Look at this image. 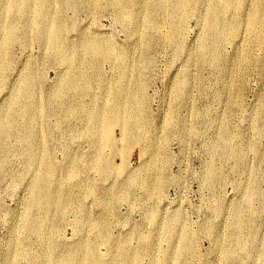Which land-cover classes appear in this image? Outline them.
<instances>
[{
  "label": "rangeland",
  "instance_id": "rangeland-1",
  "mask_svg": "<svg viewBox=\"0 0 264 264\" xmlns=\"http://www.w3.org/2000/svg\"><path fill=\"white\" fill-rule=\"evenodd\" d=\"M39 1L0 0V264H264V31L244 22L264 0H214L217 40L213 0H46L65 43L114 51L96 63L57 58ZM116 99L141 102L134 134L92 139L86 110Z\"/></svg>",
  "mask_w": 264,
  "mask_h": 264
},
{
  "label": "bare ground",
  "instance_id": "bare-ground-1",
  "mask_svg": "<svg viewBox=\"0 0 264 264\" xmlns=\"http://www.w3.org/2000/svg\"><path fill=\"white\" fill-rule=\"evenodd\" d=\"M169 3L172 5L171 11L177 12L180 11L185 3V0H168ZM214 1V0H213ZM210 1L209 2V16L211 20V26H210V32L215 37V39H219L226 30L233 29L234 26H229L226 30H223L222 27V18L220 16V8L216 1ZM227 4H233L234 0H224ZM46 0H40L39 1V7L35 9L37 12V17L39 19H47V23L44 25H40L38 28V34L41 35L42 38L47 40V43L52 47L53 50L57 53V58H60L63 62H68L71 59L77 58L81 52L85 53L86 55H89L90 63H96L97 59H99L100 56H104L106 58H115L114 51L109 47H104L96 42H89V40H85L81 45H79L77 48H74L73 46L65 43L60 35V28L58 25V22L56 20H49L47 17V5L45 7ZM27 11L32 12L31 5H27ZM231 11L238 12L239 8L231 5ZM128 18H134V15H129ZM244 22H247V25L251 28H259L262 31H264V14L260 12L257 8L256 10H252L250 14L247 16L246 19H244ZM3 24L0 22V29L2 28ZM177 27L174 28L176 30ZM42 31V32H41ZM1 33V32H0ZM264 45V42H263ZM2 48L0 47V58H2ZM66 85L67 89L69 91H77L78 87L76 86L75 78L76 76H73L72 74L66 75ZM78 76V75H77ZM34 86L33 79L29 76H25L22 79V82L19 87V91L25 92L27 95L32 92ZM124 87L123 85H117L116 88L112 91V93H118L120 91H123ZM12 101L13 105H18V99H16V96H14ZM24 106V105H23ZM80 106L78 105H70L67 109L68 112L75 113ZM142 105L139 100L134 99L129 107V104H125L121 102L120 100L116 99L114 100L107 108H100L99 106L93 107L92 109L86 110L87 120L92 121V131H88L90 134L89 136L92 139H100V135L105 137L107 140H110L109 142H113L111 135V130H113V126L118 124L121 128V134L122 138L127 139L132 133L134 134L135 126H133L134 123H136L139 119L136 115L141 113ZM23 110L25 112H29V110H32V107L30 105H25L23 107ZM3 123L0 126V141L3 137L1 128H5L7 130L12 129L10 125H12V118L9 113H3ZM99 132L100 134H98ZM113 132V131H112ZM112 138H110L111 136ZM112 139V140H111ZM30 141L35 140L33 138L29 139ZM111 144V143H110ZM118 151V149H117ZM152 154V153H151ZM1 164V160H0ZM110 169V165L105 164L104 162L99 163V170L102 173H106ZM41 177V176H40ZM154 188V187H153ZM43 198H37L39 201V205L45 206L47 201L49 200V197L42 196ZM84 247V246H81ZM76 252L78 253L77 256H80V253L83 252L82 249H77ZM86 254H89V250L86 249L84 252V256ZM65 260L64 257L60 258L58 261Z\"/></svg>",
  "mask_w": 264,
  "mask_h": 264
}]
</instances>
